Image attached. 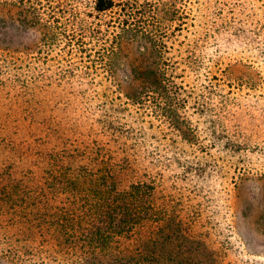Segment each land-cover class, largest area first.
<instances>
[{
  "label": "rangeland",
  "instance_id": "374dc122",
  "mask_svg": "<svg viewBox=\"0 0 264 264\" xmlns=\"http://www.w3.org/2000/svg\"><path fill=\"white\" fill-rule=\"evenodd\" d=\"M123 1L135 12L136 21L146 15L147 2L159 5L161 15L150 17V26L158 28L164 52L150 49L141 38L122 42L112 74L103 69L107 58H86L84 49L69 54L71 47L63 50L64 40H52V31L25 26L20 7L0 5L3 48L28 52L26 58H18L21 69L11 68L10 73H24L19 84L26 89L10 86L9 98L0 97V179L12 172L11 167L18 175L29 168L16 183L26 181L37 189L35 175L38 178L43 168L57 163L49 156H56L53 149L60 151L62 142L80 139L83 145L77 151L69 147L71 154H80L99 141L102 154L120 160L127 155L135 163L144 157L140 174L150 173L162 190L157 195L167 202L164 223L170 226L155 248L165 255L163 263L184 260V253L200 260L210 252L215 255L210 264H264V21L252 24L246 10L228 7L230 26L208 37L199 20L212 9V0H202L200 14L189 18L185 14L196 8V1ZM254 5L261 11L264 2ZM156 61L165 62L159 65L160 73L166 84V78L171 82L161 94L147 90L143 80ZM253 64H259L255 67L261 70L260 78L242 67ZM243 73L251 78L237 82L234 76ZM132 89L141 92L136 94L143 100L139 104L133 101ZM5 92L0 89V94ZM19 93L24 96H12ZM99 98L104 104L100 112L95 105ZM60 126L66 136L57 139L52 135ZM72 196L53 195L48 204L54 210H80V199L75 202ZM15 204L14 210L0 207V226L11 229L21 242L17 245L27 248L22 263L0 254V264H52L36 254L47 248L39 244L54 236L53 219L25 211L26 202ZM158 224L154 223L156 232ZM29 249L33 252L27 253Z\"/></svg>",
  "mask_w": 264,
  "mask_h": 264
},
{
  "label": "trees",
  "instance_id": "16d2710c",
  "mask_svg": "<svg viewBox=\"0 0 264 264\" xmlns=\"http://www.w3.org/2000/svg\"><path fill=\"white\" fill-rule=\"evenodd\" d=\"M192 1L193 3L196 1V8L194 10L189 8L188 13L183 2V13L188 14L187 18L191 13H194L196 17L200 14L199 6H202V0H186L188 5ZM212 2L214 5L210 12L204 14L199 20L200 24L205 25L204 36L213 37L216 33H221L226 26H230L228 23L232 21L227 20L226 15L228 7L230 9L240 6L246 10L243 13L246 18L250 16L252 24L264 21V6L261 11H258L254 5L257 0H228V3L227 0H212ZM125 4L123 0H0V5H16L21 8V13L24 15L22 22L25 26L52 31V40L59 42L64 40L62 49L71 47L69 54L70 52L77 54L78 50L84 49L86 58H107L103 69L111 74L113 58H118L122 42L130 43L141 38L145 43H149L150 49L155 46L157 52L160 54L164 52L162 41L158 36V28L155 30L150 26V17L153 20L161 15L159 5L147 2L146 15H141V18L136 21L135 12L128 11ZM132 6L129 4L128 7ZM177 13H179L178 10L174 11L173 16L176 17ZM27 17L31 20L30 22ZM104 17L108 19L101 21ZM177 17L179 18L175 19L183 21L180 18L182 16ZM4 27L5 21L0 19V28ZM1 35L5 37V31H0V89L6 92L0 94V97L8 96L9 98L11 94L7 91H11L10 86H14L17 91L26 89L25 84H19L24 73H10L14 72L11 68L21 69V66H16L17 63L23 65V61L18 58H26L28 52L3 48L4 37ZM32 57L35 56L32 54ZM164 64V61L152 62V67L155 66L157 71L150 67V71L148 70L146 77L143 78L148 83L147 90H154L155 94L166 92L165 88L171 83L165 77L169 83L166 84L163 79L164 74L160 73L159 65L162 67ZM258 65H242V67L256 72L254 77L257 79L261 77L260 68L255 67ZM132 71L136 76L135 69ZM247 77L251 78V75L243 73L234 76V79L239 82ZM22 82L24 83V79ZM132 92L134 93L133 101L138 104L143 101H139L136 97V94L140 95L141 92L137 93L133 89ZM12 96L22 98L24 94ZM95 105L98 112L104 108L100 98L96 99ZM87 110L84 108V111L87 112ZM82 125L80 124V127ZM131 126L133 129L134 126ZM62 130L63 127L60 126L56 134L52 136L57 139L65 138L66 134H63ZM62 143L60 151L53 149L56 156L52 154L49 156L50 159L57 160L58 165L50 164L43 168L44 172L38 178L35 175L38 181L37 189H32V185L26 181L21 184L16 183L23 176H27L29 168L26 171L22 170L18 175V172L10 166L12 172H4L6 176L0 179V207L5 205L10 209L16 205V202L24 204L26 202L28 204L23 208L25 211L31 214L40 212L42 216L53 219L56 232L53 231L54 236L50 237L49 242L42 244L38 242L41 247L47 245V248H43L42 252L39 248L36 255H45L52 264H165L163 263L165 255L158 253L155 246L163 240L164 228L170 226L164 223L168 216L167 202L163 200L161 194L157 195L162 190L158 191L154 177L148 172L140 174L142 167L140 162L145 158H138L135 163L127 155L120 160L109 154H102L104 147L99 141H95L93 148L86 149L80 154H71L72 148L77 151L79 145H83L80 144V139L76 142L73 139H67ZM64 162L68 163L69 167L64 166ZM75 162L76 166H74ZM23 183H27L29 187L24 188ZM58 194L73 195L75 202L76 198L80 199V210L76 207L71 210L58 208L54 210L49 206L48 201L53 195L57 197ZM155 222L159 223L158 227H160L157 232L153 230ZM2 228H0V254L4 255L1 257L22 263L20 260L27 246L25 244L18 246L17 244L21 242L15 238L13 231L5 229L4 226ZM32 252L31 249L27 250V253ZM181 255H184L186 259L177 261L170 258V263L210 264V261L213 262L215 258V255L210 252L204 257H198L200 260L195 261L191 260L188 254Z\"/></svg>",
  "mask_w": 264,
  "mask_h": 264
}]
</instances>
